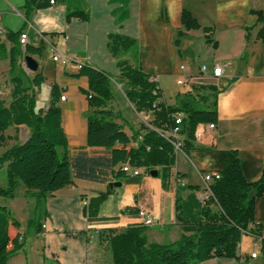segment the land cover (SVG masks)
<instances>
[{
    "label": "crops",
    "instance_id": "crops-1",
    "mask_svg": "<svg viewBox=\"0 0 264 264\" xmlns=\"http://www.w3.org/2000/svg\"><path fill=\"white\" fill-rule=\"evenodd\" d=\"M85 2L86 7H89V20L74 18L68 21L67 4L49 3L33 11L27 20L22 9L25 0H0L3 27L7 31H28L30 44H43L41 56H33L39 62L38 70L45 76L37 94V108L48 107L51 89L55 85L60 90V97L66 95L65 100L60 99L58 103L70 158L75 161L83 159L87 164H92L93 160L104 162L95 165L93 173L87 171L86 176H74L71 184L48 193L39 208L36 206V198L29 195L23 185L17 188L15 197L8 198L9 203L6 201L8 204L3 205L19 221L18 227L9 228V247L21 246L14 251L15 256H9L8 264H103L104 251L109 246L106 240H101L99 234L95 233L96 229L121 232L129 226L140 225L142 219L139 214L142 210H146L154 219V223L147 226L148 240L173 242L182 234L176 217L178 185L199 186L202 189L200 173L220 172L235 157L239 158L243 173L249 181L258 180L264 168V43L257 36L261 23L257 22L256 15L250 13L253 9H262L264 0L249 3V24L221 28L217 24L203 26L191 12L201 28L190 30H186L180 20L181 10L187 7L185 0H130V17L122 24H117L112 15V10L119 4H111L108 0ZM203 27H211L210 33L216 46L213 42H207L209 34ZM246 27L250 29L247 31ZM180 30L184 32L183 35H179ZM195 30H201L199 37L205 36V42L213 47V60L212 63L202 64L208 66L207 72L201 71L202 65L189 71V64L182 63L179 66L180 72L176 74V83L182 75H188L189 81L186 85H180L182 88L178 94L185 92L184 87L192 89L194 86L200 88L201 85H213L219 89L218 121L215 127L210 129L207 123L199 124L197 130L201 129V134L195 138V148L189 153L177 151L173 172L182 175L180 184L173 178L172 186L166 189L159 174L153 176L145 168H140L139 180L129 174L115 177L121 163L111 167L108 164L109 150L88 144L87 118L92 111L87 95L89 80L84 75H77V67L86 63L118 75L116 59L107 47L108 35L115 32L129 35L140 44L143 70L159 78L164 100L174 104L176 97L170 102L164 90L163 77L172 75L169 73V63L163 61L161 38L164 33H168L177 54L183 56V46L192 41L190 35ZM39 33L42 35L40 38L37 37ZM0 38L5 41V34H1ZM5 43L7 47L10 46L7 40ZM52 45L62 54L78 60L77 67L70 62L63 66L54 61ZM126 57L130 63L135 64L130 59L132 55ZM216 64L224 68L220 77L213 75ZM182 66L186 67L185 70ZM40 96L44 98V106L38 104ZM117 99L114 100L113 94L107 107L113 111V119L122 125L129 136L139 130L141 125L151 126L153 115L146 120L143 117L137 119L133 115L129 116L132 119H127L128 116L123 114L124 108H131L139 114L123 90ZM137 144L132 141L127 148ZM91 174L92 177L89 176ZM116 181H121V185L111 186L110 183ZM107 191L108 195L99 208V216L102 218L88 220L82 197L91 198ZM18 194L21 196L19 201ZM11 207L17 214L24 210V223L12 214ZM128 208L133 210L127 212ZM31 220L40 224L29 225ZM255 221L259 225L262 239L255 243L251 234L245 233L242 236L237 247L241 261L254 251L258 252V256L251 261L264 260V193L255 202ZM238 262L239 259L235 257H220L196 264Z\"/></svg>",
    "mask_w": 264,
    "mask_h": 264
},
{
    "label": "trees",
    "instance_id": "trees-1",
    "mask_svg": "<svg viewBox=\"0 0 264 264\" xmlns=\"http://www.w3.org/2000/svg\"><path fill=\"white\" fill-rule=\"evenodd\" d=\"M67 4V20H89L90 12L85 0H57ZM119 4L112 10L117 24H122L130 17V0H108ZM49 5V0H25L22 9L28 20L31 13L38 8ZM257 22L261 23L258 38L264 43V7L253 9ZM181 23L186 30L199 29L201 24L186 8L181 15ZM208 32L207 42H216L210 33L211 27H203ZM250 27H246L248 31ZM22 30H8L5 34L10 43L7 47L0 38V55L9 57V75L12 88L10 99L0 98V146L6 140L4 132L20 126L28 129V138L17 142L0 154V167L6 166V185L0 186V196L13 198L17 188L23 185L27 193L36 198L39 208L48 193L57 191L73 182L74 176H86L87 171L93 173L95 165L103 161L93 160L87 164L83 159L76 161L69 156L67 135L62 126L61 107L59 106L60 90L54 85L51 89L50 101L46 109L37 108V94L45 80L41 70L28 75L21 67L19 59L24 54L40 57L43 44L27 43L23 48L19 35ZM179 31V35H183ZM248 37V33L246 35ZM107 47L116 59L119 74L113 76L107 71L94 68L86 63L80 64L77 75H84L89 80L88 99L92 108L88 121L89 146L104 147L110 152L108 164L113 167L121 163L115 177L127 174L122 164L130 162L132 166L145 168L148 171L157 169L163 187L170 188L172 179L181 178L175 174L173 167L177 158V149L167 131L178 125L180 127L181 149L185 153L195 148V131L199 124L216 123L218 121L217 96L219 89L213 85H201L210 88L211 93L195 95L192 90L177 94L176 102L169 104L164 100L162 89L153 81L150 73L143 70L138 62L137 40L122 33H110ZM134 56L135 64L130 63L127 55ZM264 66V60H263ZM21 70L27 83L16 71ZM121 83L127 99L134 104L138 112L152 111L154 118L151 126L141 125L129 136L121 124L117 123L113 111L108 108L113 98V85ZM162 97L163 100L157 102ZM211 97L213 99L211 100ZM206 104L205 108L199 104ZM183 114V120L176 124L175 115ZM135 141L137 146L129 144ZM119 145V146H118ZM92 177V174L89 175ZM139 180L140 174L131 176ZM105 180L104 178H101ZM199 186H181L176 188V217L182 228V234L173 242L149 241L146 225L129 226L121 232L114 229L102 230L101 240L109 246L113 264H196L211 258L235 257L238 264H264L262 261H251L245 256L243 261L237 255V247L247 231H258L255 221V202L264 193V168L260 178L249 181L245 177L238 157L220 171V177L211 183L212 197L203 202L197 193ZM107 192L89 198L86 206L87 218L90 221L101 219L99 208L107 197ZM133 209H126L131 212ZM38 226L37 221H29V225ZM252 228V225H256ZM10 226H19V221L12 217L6 206L0 205V264H8L10 251L17 247H9ZM264 254V249H263Z\"/></svg>",
    "mask_w": 264,
    "mask_h": 264
},
{
    "label": "rangeland",
    "instance_id": "rangeland-1",
    "mask_svg": "<svg viewBox=\"0 0 264 264\" xmlns=\"http://www.w3.org/2000/svg\"><path fill=\"white\" fill-rule=\"evenodd\" d=\"M76 0H69V2H75ZM251 1L253 0H185L186 2V9L190 12L194 13L196 17L199 19L201 24L203 26L205 25H214L217 24L219 28L226 27V26H233L238 27V25L241 24H249L250 23V14L248 12V8L250 7ZM75 4V3H74ZM86 6L87 3L85 2ZM89 10V7L87 8ZM183 9L181 10L182 15ZM180 15V20H181ZM201 30H195L191 35L192 41H188L183 46V56H180L177 54L173 43L170 42V35L168 33H164L161 38L160 47L162 48V54H163V61L166 63H169V73L172 76L169 77H163V83H164V90L166 98L170 102H173L175 97L178 93H180V89L182 86L178 85L176 83V74L180 72L179 66L182 63H188L189 64V71H193L194 69L199 68L203 63H212L213 56H214V50L213 47L210 44H207L205 42V36L199 37L198 33ZM2 39V38H1ZM6 42V40H5ZM138 44V62L142 66V59H141V50H140V44L137 41ZM133 57V58H132ZM130 59L134 62V56H132ZM23 58V56L21 57ZM21 67L24 69V71L28 75H33V72L30 71L27 68L26 63H24L23 60H19ZM8 67H9V58L8 56H1L0 55V96L6 100H9L10 97V85L12 86L10 80H9V73H8ZM113 76H115V73L111 71H107ZM17 75H20L24 78L25 83H27L26 76L23 74L21 70L16 71ZM124 86L119 83L115 82L113 85V94H114V100L117 101L118 95H121V90H123ZM194 89L192 92L195 95H206L212 92L210 88H199V87H193ZM191 88L187 89L184 87V90H192ZM183 94V93H182ZM213 97H211V100ZM113 100V101H114ZM114 103V102H113ZM39 106H44V98L39 97L38 99ZM201 107L205 108L206 104H199ZM137 111V110H136ZM139 114H136L131 108L123 109V114L125 116H128L127 119H132L129 116H134L137 119L145 118L148 120L149 118H152V115L154 116L153 112L151 111H145L144 115L142 112H138ZM147 116V118L145 117ZM22 128H19V130H16V128L11 127L7 129L4 134L7 136L6 140L3 142V144L0 146V154H2L6 149L11 147L13 144L21 141H25L28 138V129L25 126H21ZM6 185V166L0 167V186ZM19 190V189H18ZM21 199V196L18 194L17 201ZM9 201L6 198H3L0 196V205H5ZM7 203V204H8ZM10 208V207H9ZM12 208V214H15L17 218H20V220L24 223L25 222V215L24 210L21 213H14V209ZM14 216V215H13ZM14 218V217H13ZM23 236L25 234L23 233ZM106 245V244H103ZM14 251H10V256H15ZM109 255V256H108ZM103 264H113V258L110 248L106 246L104 251V257H103Z\"/></svg>",
    "mask_w": 264,
    "mask_h": 264
},
{
    "label": "built area",
    "instance_id": "built-area-1",
    "mask_svg": "<svg viewBox=\"0 0 264 264\" xmlns=\"http://www.w3.org/2000/svg\"><path fill=\"white\" fill-rule=\"evenodd\" d=\"M49 3L50 4H56L57 0H49ZM6 33H7V30L1 24V14H0V35L1 34H6ZM37 37L40 38V37H42V35L39 33ZM19 41H20V43H21L23 48L25 47V45L27 43L30 42L28 31H22L20 33ZM52 53H53V60L59 62L61 65L64 66V62H71V65L77 67L76 66V59L62 54L55 45H52ZM21 60H23L24 63H25L24 55H23V58H20V61ZM77 68L79 69V67H77ZM185 68H186L185 66H182V69L185 70ZM201 71L202 72H207L208 71V66L207 65H202L201 66ZM223 71H224V68H223L222 65L216 64L213 67V75L215 77H220L223 74ZM152 79H153V81H155L158 84V86H160L159 78L157 76H153ZM188 81H189L188 75H182V76L178 77V79H177V83L179 85H182V86L186 85L188 83ZM65 98H66L65 94L61 95V97H60L61 100H65ZM162 100H163V98L159 97L157 99V102H160ZM182 120H183V114L177 113L175 115L176 124H180L182 122ZM207 124H208V127L210 129L215 127V123H207ZM200 134H201V129H198V130L196 129L195 137L199 136ZM167 135H168V137H171V139H172L177 151H182V149H181V138H180V136H181L180 127L178 125L172 127L169 131H167ZM122 168L130 176H135V175H139L140 174V168L132 166L129 161L123 163L122 164ZM200 176H201V179H202V189L199 191L198 197H199V199L201 201L205 202V201L209 200L212 197L213 194H212V190H211V183L214 181V179L220 177V172L200 173ZM175 181H176L177 184H180L182 179L181 178H177V179H175ZM82 201H83L84 205H87L88 201H89V198L87 196H83L82 197ZM139 216L142 219V221H141L142 225L149 226V225H152L154 223L153 217L146 210L140 211ZM253 226H257V224L256 225H252V228H253ZM95 233L99 234L100 230L96 229ZM246 233L251 234L253 236V238L255 240V243H259L260 240L262 239V235H261L260 229H258V231H256V232L247 231ZM257 256H258V252L257 251L252 252L251 255H250V257H252V258H256Z\"/></svg>",
    "mask_w": 264,
    "mask_h": 264
},
{
    "label": "water",
    "instance_id": "water-1",
    "mask_svg": "<svg viewBox=\"0 0 264 264\" xmlns=\"http://www.w3.org/2000/svg\"><path fill=\"white\" fill-rule=\"evenodd\" d=\"M24 60L25 63L27 65V68L32 71L33 73L37 72L39 69V62L30 54H24ZM150 174L153 176H157L158 175V170L157 169H152L150 171ZM111 186L116 185L119 186L121 185V181H116V182H112L110 183Z\"/></svg>",
    "mask_w": 264,
    "mask_h": 264
},
{
    "label": "bare ground",
    "instance_id": "bare-ground-1",
    "mask_svg": "<svg viewBox=\"0 0 264 264\" xmlns=\"http://www.w3.org/2000/svg\"><path fill=\"white\" fill-rule=\"evenodd\" d=\"M66 63H67V62H64V65H65ZM70 63H71V62H70ZM77 63H79V61H78V60H76V64H77Z\"/></svg>",
    "mask_w": 264,
    "mask_h": 264
}]
</instances>
